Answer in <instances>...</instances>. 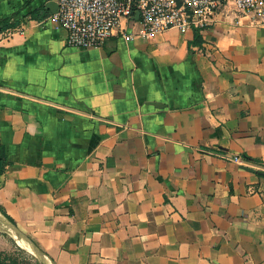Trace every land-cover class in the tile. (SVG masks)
<instances>
[{"label":"crops","instance_id":"0c3cea01","mask_svg":"<svg viewBox=\"0 0 264 264\" xmlns=\"http://www.w3.org/2000/svg\"><path fill=\"white\" fill-rule=\"evenodd\" d=\"M50 2L0 0V214L50 264H264L262 21L74 49Z\"/></svg>","mask_w":264,"mask_h":264},{"label":"built area","instance_id":"2783aa9c","mask_svg":"<svg viewBox=\"0 0 264 264\" xmlns=\"http://www.w3.org/2000/svg\"><path fill=\"white\" fill-rule=\"evenodd\" d=\"M55 3L57 8L50 18L65 31L66 46L74 49L100 48L113 36L131 41L171 29L181 34L202 31L214 24L217 10L224 4L259 18L264 25V0H55ZM124 22L126 28L122 27Z\"/></svg>","mask_w":264,"mask_h":264},{"label":"rangeland","instance_id":"374dc122","mask_svg":"<svg viewBox=\"0 0 264 264\" xmlns=\"http://www.w3.org/2000/svg\"><path fill=\"white\" fill-rule=\"evenodd\" d=\"M19 250L23 251L32 261L36 260L30 253L29 244L0 223V254L16 258L19 257Z\"/></svg>","mask_w":264,"mask_h":264},{"label":"trees","instance_id":"16d2710c","mask_svg":"<svg viewBox=\"0 0 264 264\" xmlns=\"http://www.w3.org/2000/svg\"><path fill=\"white\" fill-rule=\"evenodd\" d=\"M6 23L8 21H5ZM8 24H4V26L0 29L6 28ZM198 36H195V40L198 41ZM195 41V42H196ZM8 165V161L6 156L4 155L3 150L0 149V175L3 173L5 167ZM264 175H261V177ZM7 219H9L3 212H1ZM10 220V219H9ZM11 221V220H10ZM12 222V221H11ZM0 264H40L38 261H32V259L28 258L23 251L19 250V257H10L6 254H0Z\"/></svg>","mask_w":264,"mask_h":264},{"label":"water","instance_id":"95a60500","mask_svg":"<svg viewBox=\"0 0 264 264\" xmlns=\"http://www.w3.org/2000/svg\"><path fill=\"white\" fill-rule=\"evenodd\" d=\"M46 7L47 8H49L50 9V11H51V13H54L55 11H56V8H57V5H56V3L55 2H50V3H48L47 5H46ZM0 223L2 224V225H4L6 228H8L11 232H13V233H15L16 235H18L20 238H22L24 241H26L28 244H29V248H30V250L31 251H34L35 252V254L37 255V257L36 256H34L37 260H38V262L39 263H41V264H46V262L45 261H43L42 259H41V257H44L45 259H47L43 254H41L39 251H38V249L32 244V243H30L29 241H28V239L24 236V235H22L8 220H6L1 214H0ZM49 264H50V262H49Z\"/></svg>","mask_w":264,"mask_h":264},{"label":"bare ground","instance_id":"6f19581e","mask_svg":"<svg viewBox=\"0 0 264 264\" xmlns=\"http://www.w3.org/2000/svg\"><path fill=\"white\" fill-rule=\"evenodd\" d=\"M30 253H31L33 256H36V257H37V255L35 254V252H34V251H31V250H30ZM41 259H42L43 261H45V262H46V264H49V261H48V259H45L44 257H41Z\"/></svg>","mask_w":264,"mask_h":264}]
</instances>
